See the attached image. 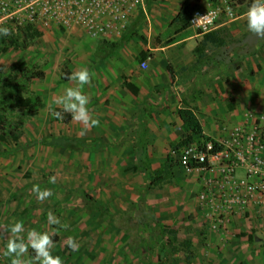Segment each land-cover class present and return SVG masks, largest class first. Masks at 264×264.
Masks as SVG:
<instances>
[{
  "label": "rangeland",
  "instance_id": "rangeland-1",
  "mask_svg": "<svg viewBox=\"0 0 264 264\" xmlns=\"http://www.w3.org/2000/svg\"><path fill=\"white\" fill-rule=\"evenodd\" d=\"M169 1L180 4L184 0H155L153 4L150 0L147 10L163 8L167 16L170 14ZM225 2L218 20L224 24L225 45L209 46L192 53L197 57L193 68L195 98L205 99L208 93L216 94V99L220 98L218 107L227 100V106L221 108L227 116H218V123L233 124L238 116L248 111L247 125L264 130V39L250 33L246 18L240 17L247 10L246 6H238L237 0ZM139 22L135 26L136 34L142 32L139 27L144 21ZM176 34L177 27L171 22L163 35L155 37L154 45L173 43L180 37ZM82 38L90 39L86 34ZM76 39L74 34L52 28L26 50L10 49L0 55V65L28 62L39 65L44 71L54 70L59 62L65 61V46ZM183 46L179 47L182 53ZM114 53L108 49L96 51V55L104 58ZM149 54L153 58L156 51L149 49ZM132 56L140 62L141 56ZM60 68L59 64L57 69ZM52 80L51 75L44 82L33 83V90L43 96L45 105L37 117L26 123L20 144L0 145V264H11V258L4 255L7 243L4 237L16 221L23 222L25 234L32 229L47 231L50 235L56 233L58 242L54 243L52 254L60 256L64 264H160L161 261L186 264L183 252L171 253L166 227L175 229L180 241L192 242V264H237L242 258L222 257L228 249L251 255L246 264H251L250 261L264 264V223L262 226L255 224L253 217L249 228L234 227V234H230L226 242L207 244L204 236L208 231L206 215L197 202L200 178L197 174L186 173L176 158L171 164L168 183L161 188L149 187L150 175L165 164V155H170L172 146L152 152L149 141L138 136L142 121L138 126H131L133 129H129L127 137L116 138L110 132L109 137L114 139L109 145H99L90 131L84 133L82 142H77L78 150L50 145V138L61 134L54 111L50 109L54 99L47 87ZM209 100L215 103L210 97ZM230 102L233 110L229 108ZM130 116V120L134 119ZM204 121L207 124L209 118ZM127 126L125 122L124 127ZM70 127L66 124L63 131ZM107 134L104 131L95 136ZM52 176L56 177L55 183H49ZM34 185L51 189L53 195L43 202L38 201L32 192ZM49 211L67 227L58 225L60 229L55 230L54 225L48 223ZM255 217L263 220L264 214ZM247 232L258 234L260 238L258 243L248 241V248L240 241ZM69 237L78 241V251L73 252L67 246ZM203 250H210L209 257L202 254ZM29 252L25 260L31 259Z\"/></svg>",
  "mask_w": 264,
  "mask_h": 264
},
{
  "label": "crops",
  "instance_id": "crops-1",
  "mask_svg": "<svg viewBox=\"0 0 264 264\" xmlns=\"http://www.w3.org/2000/svg\"><path fill=\"white\" fill-rule=\"evenodd\" d=\"M184 1L180 4H173L172 1H169L167 9L170 10V14L166 16L163 8L161 10H147L150 0H146L144 8L132 15L126 30L119 37L112 36L107 39L86 40L82 38L83 34H74L78 39L73 41L72 44L65 46L66 56L64 58L68 63L67 67L70 75L80 69H87L92 74L91 83L84 85L82 91L89 99L88 108L90 113L100 123L99 126L85 130L82 124L72 120L71 123L67 124L72 126L70 130L66 128V131H63V126L65 127L66 124L57 121L56 124L60 127L61 132L59 136L82 140L84 133L90 131L93 140L97 139L99 145L104 146L109 145L114 139L109 137L110 132L116 138L117 136L127 137L129 129H133L131 126H138L142 121L139 127L141 134L137 135L149 141V148L152 149V152H154V149L161 151L162 147H170L187 136L183 129V121L178 113V110L185 102L197 110V115L204 127V133L213 139L226 137L235 124H247L250 114L248 111L243 112L240 117L238 116L233 124L216 122L218 116H221V118L227 116V113L221 110L223 106H227V100L223 101V105L221 104L218 107L217 103L220 98L216 99V94L211 96L208 93L205 99L195 98L196 87L194 82L196 81V74L193 68L196 67L197 57L192 53L193 51L195 52L196 47L203 40V34L194 33L193 28L190 27L186 31L177 32L176 35L180 36L177 41L168 45H165L164 42L154 45L153 40L155 37L164 34V31L171 25ZM224 1L198 0L196 5L197 9L206 10L214 8L216 5H222ZM154 2L155 0H151V4ZM238 6H246L247 10L250 7L247 2L239 3ZM247 10L242 12L241 18H245ZM141 19L144 21L139 27L142 32L136 34L135 26L140 23ZM223 26V22L218 21L212 31H220L223 36ZM181 45H184V53L179 50ZM135 47L136 50H134ZM98 49H108L115 51V53L108 58H104L96 55ZM149 49L156 51V55L153 58L149 54ZM142 53L148 54V58L145 59L148 64L146 69L141 68V63L145 60L141 58L140 63L132 56L134 54L141 56ZM59 64L61 68L58 70ZM63 65L64 63L59 62L56 65V69L45 70L46 78L43 82L49 79L51 75L53 76L50 86L48 85L49 87H47L51 92V97L54 99L50 108L53 111L55 108H61L56 104V101L64 95L65 89L78 86L76 82L70 80L61 82ZM125 81L135 84L139 89V93L137 95L133 94L126 87ZM209 97L215 101L214 104L210 103ZM230 105H232V102L229 103V108ZM234 113H237V110ZM130 115L134 119L130 120ZM207 117L209 122L205 124L204 120ZM125 122L128 123L127 127H124ZM104 131L108 134L96 137L98 133L104 134ZM167 158L168 153L165 155L164 160H167ZM108 159L111 158L108 157ZM255 211V208L249 211L248 215L250 218L244 217L243 214L239 215L229 225H216L214 227L206 219L208 231L204 236L207 244L213 243L214 245L226 242L230 238V234H234V227L238 229L243 226L249 228V222H252L251 217L254 218L252 220L255 224L262 226L261 223H264V219L256 218ZM262 213L264 214V209ZM250 232L240 238L246 248L249 247L248 236L252 234ZM252 236L254 243L260 241L258 234ZM245 252L251 254V251ZM202 254H208L207 256L209 257L210 250H203ZM230 256L234 259L242 258L237 264H246L245 262H248L249 257H252L243 252L239 253L235 249L226 250L222 257L228 258ZM195 259L198 258L195 257ZM227 263L229 264V262ZM249 263L253 264V261Z\"/></svg>",
  "mask_w": 264,
  "mask_h": 264
},
{
  "label": "built area",
  "instance_id": "built-area-1",
  "mask_svg": "<svg viewBox=\"0 0 264 264\" xmlns=\"http://www.w3.org/2000/svg\"><path fill=\"white\" fill-rule=\"evenodd\" d=\"M146 0H0V27L52 28L90 39L119 37L134 13ZM222 5L196 9L190 27L201 34L211 32L219 20ZM198 18H200L198 20ZM147 61V60H145ZM145 61L141 68L146 69ZM218 148V149H216ZM188 174L200 178L199 208L207 222L229 225L253 208L264 209V131L256 125L235 124L226 137L185 144L172 153Z\"/></svg>",
  "mask_w": 264,
  "mask_h": 264
},
{
  "label": "trees",
  "instance_id": "trees-1",
  "mask_svg": "<svg viewBox=\"0 0 264 264\" xmlns=\"http://www.w3.org/2000/svg\"><path fill=\"white\" fill-rule=\"evenodd\" d=\"M198 0H185L181 5L176 17L172 23L177 27V32L186 31L190 28V20L193 12L197 9L196 3ZM240 4L245 2L251 6L253 0H238ZM11 32L9 36H0V55L9 52L10 49L19 51L26 50L33 42L44 36V31L34 25L24 26H5ZM225 45V38L220 31H211L203 34V40L196 47L195 52L199 53L206 47L219 48ZM142 60L148 58L147 53H142ZM67 62L61 69V82H68L70 76ZM171 71V68L169 67ZM46 78V71L42 70L39 65L28 62H21L12 66L0 65V145H19L22 138V131L26 123L37 117L44 107V98L40 93L33 90L32 85L35 81H43ZM126 87L133 93L138 94V87L128 81H125ZM232 109V105H230ZM62 112V108H55L54 112ZM179 116L183 121V129L187 136L179 143L172 144L171 153L168 156L165 164L153 171L149 177L150 188H161L170 179L171 164L173 161L172 153L178 147L185 144L200 142L205 139L212 140L211 137L204 133V127L197 115V110L191 107L187 102L178 110ZM62 119H56L58 122L69 124L72 121L71 114L63 113ZM82 142L81 139L68 137H52L49 140L50 145L61 146L65 149L78 150L77 142ZM218 149V148H216ZM59 216V215H58ZM55 230H59L58 225H54ZM165 232L169 235L167 245L172 254L180 252L184 253L186 264H192L194 251L192 250V242L190 240L178 239V233L171 227H166ZM54 243L58 242V236L55 233L52 235ZM250 244L254 242L253 236H248ZM29 257L32 259L34 253L29 252ZM160 264H166L162 261Z\"/></svg>",
  "mask_w": 264,
  "mask_h": 264
},
{
  "label": "clouds",
  "instance_id": "clouds-1",
  "mask_svg": "<svg viewBox=\"0 0 264 264\" xmlns=\"http://www.w3.org/2000/svg\"><path fill=\"white\" fill-rule=\"evenodd\" d=\"M228 11L231 12V9ZM245 18L248 31L264 39V0H253L245 13ZM9 35H11V32L8 28L0 27V36ZM146 65L147 61L142 66ZM67 79L76 82L78 86L66 88L64 95L59 97L56 104L62 108L63 113L71 114L72 120L82 124L85 130L99 126V120L93 118L88 108L89 99L82 91L84 85L91 83L92 74L87 69H80L71 73ZM62 112L56 111L53 115L57 119H62ZM55 182V176L49 178V183ZM32 192L36 194L40 202L49 199L53 195L51 189L41 188L40 185H34ZM47 218L49 224L67 227V225H61L59 218L51 211L48 212ZM4 238L7 241L4 255L11 258V264H64L60 256L52 254V249L55 246L54 240L47 231L39 232L32 229L25 234L23 222L16 221L8 228V234ZM66 244L73 252L79 250V243L74 237H69ZM29 249L34 253V257L30 260H25L24 257L29 252Z\"/></svg>",
  "mask_w": 264,
  "mask_h": 264
}]
</instances>
